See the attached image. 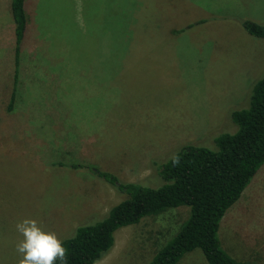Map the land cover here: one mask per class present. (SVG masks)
<instances>
[{"label":"rangeland","instance_id":"obj_1","mask_svg":"<svg viewBox=\"0 0 264 264\" xmlns=\"http://www.w3.org/2000/svg\"><path fill=\"white\" fill-rule=\"evenodd\" d=\"M10 4L0 0V264L21 258L17 222L63 241L125 200L91 171L156 185L178 149H213L264 77V40L244 29L264 25V0H29L16 85ZM189 213L120 230L98 264H149ZM219 236L231 258L264 264V167ZM180 264L209 263L197 250Z\"/></svg>","mask_w":264,"mask_h":264},{"label":"trees","instance_id":"obj_2","mask_svg":"<svg viewBox=\"0 0 264 264\" xmlns=\"http://www.w3.org/2000/svg\"><path fill=\"white\" fill-rule=\"evenodd\" d=\"M28 2L11 0L10 4L16 45V85L22 45L28 36ZM244 29L249 35L264 40V25L247 21ZM230 120L235 132L216 136L213 149L185 145L171 160L155 164L156 185L122 183L110 174L91 171L125 200L102 220L77 227L71 237L63 240L68 250L66 264H98L113 251L120 230L180 209L189 210L188 218L149 264H180L197 250L209 264H250L238 262L227 254L219 232L228 212L242 200L264 167V77L255 85L248 107L232 112ZM56 164L84 169L76 164ZM55 264L61 262L57 260Z\"/></svg>","mask_w":264,"mask_h":264},{"label":"clouds","instance_id":"obj_3","mask_svg":"<svg viewBox=\"0 0 264 264\" xmlns=\"http://www.w3.org/2000/svg\"><path fill=\"white\" fill-rule=\"evenodd\" d=\"M15 228L22 237L16 244L18 264H66L68 250L55 232L45 231L34 219H23Z\"/></svg>","mask_w":264,"mask_h":264},{"label":"crops","instance_id":"obj_4","mask_svg":"<svg viewBox=\"0 0 264 264\" xmlns=\"http://www.w3.org/2000/svg\"><path fill=\"white\" fill-rule=\"evenodd\" d=\"M9 11H10V7H9Z\"/></svg>","mask_w":264,"mask_h":264}]
</instances>
